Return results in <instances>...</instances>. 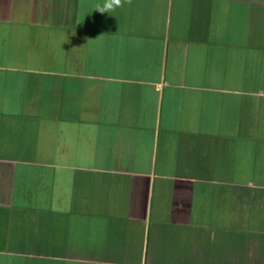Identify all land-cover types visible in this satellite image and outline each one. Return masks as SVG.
<instances>
[{
    "label": "crops",
    "instance_id": "crops-1",
    "mask_svg": "<svg viewBox=\"0 0 264 264\" xmlns=\"http://www.w3.org/2000/svg\"><path fill=\"white\" fill-rule=\"evenodd\" d=\"M0 0V264H264V0Z\"/></svg>",
    "mask_w": 264,
    "mask_h": 264
},
{
    "label": "clouds",
    "instance_id": "clouds-1",
    "mask_svg": "<svg viewBox=\"0 0 264 264\" xmlns=\"http://www.w3.org/2000/svg\"><path fill=\"white\" fill-rule=\"evenodd\" d=\"M121 6V0H105L103 5H98L95 10L100 13H108L110 14L115 8Z\"/></svg>",
    "mask_w": 264,
    "mask_h": 264
}]
</instances>
